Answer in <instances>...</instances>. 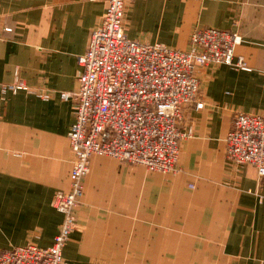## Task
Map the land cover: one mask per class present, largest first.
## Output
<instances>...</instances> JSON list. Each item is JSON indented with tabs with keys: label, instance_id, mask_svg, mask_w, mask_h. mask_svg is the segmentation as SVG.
I'll return each instance as SVG.
<instances>
[{
	"label": "crops",
	"instance_id": "crops-1",
	"mask_svg": "<svg viewBox=\"0 0 264 264\" xmlns=\"http://www.w3.org/2000/svg\"><path fill=\"white\" fill-rule=\"evenodd\" d=\"M106 0H0V250L48 248L62 221L52 207L68 191L78 58ZM131 40L186 51L193 30L236 32L248 71L199 68L201 109L186 107L176 172L93 156L62 249L67 264H264V177L227 159L235 113L264 115V0H128ZM9 29V31H5ZM45 95L46 97H41Z\"/></svg>",
	"mask_w": 264,
	"mask_h": 264
},
{
	"label": "built area",
	"instance_id": "built-area-1",
	"mask_svg": "<svg viewBox=\"0 0 264 264\" xmlns=\"http://www.w3.org/2000/svg\"><path fill=\"white\" fill-rule=\"evenodd\" d=\"M126 1L106 0L101 23L90 32L85 53L78 58L82 73L77 89L60 93L61 99L72 100L75 121L67 134L73 153L70 187L52 198V207L62 216L53 244L0 250V264H67L62 249L76 227L74 211L90 159L103 156L149 172L175 173L179 143L193 134L189 125L180 126L184 109L203 106L197 70L215 65L249 70L241 57L235 58L241 43L236 32L195 29L186 51L129 39L123 23ZM0 92L30 90L16 82L0 85ZM225 142L229 161L251 165L264 177L263 114L235 113Z\"/></svg>",
	"mask_w": 264,
	"mask_h": 264
}]
</instances>
